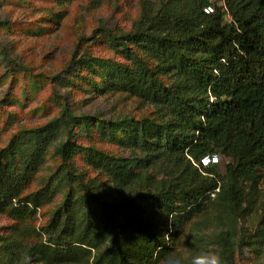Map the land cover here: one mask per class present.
<instances>
[{
	"label": "trees",
	"instance_id": "trees-1",
	"mask_svg": "<svg viewBox=\"0 0 264 264\" xmlns=\"http://www.w3.org/2000/svg\"><path fill=\"white\" fill-rule=\"evenodd\" d=\"M218 1L145 3L132 30L106 31L124 60L88 54L77 60L100 77L92 85L101 95L130 93L156 110L96 124L107 140L132 144L143 156L129 160L86 147L87 163L111 178L120 199L86 204L69 193L47 225L53 244L81 253L102 242L111 264H153L169 248L175 215L191 214L212 194L238 213L242 181L260 178L264 167V0H223L225 9ZM82 116L92 125L91 116ZM77 120L66 110L20 131L0 151V208L18 199L36 212L78 184L65 163ZM52 147L62 164L26 195ZM218 155L233 159L226 176L212 161ZM3 251L8 264L29 262L17 238Z\"/></svg>",
	"mask_w": 264,
	"mask_h": 264
},
{
	"label": "rangeland",
	"instance_id": "rangeland-1",
	"mask_svg": "<svg viewBox=\"0 0 264 264\" xmlns=\"http://www.w3.org/2000/svg\"><path fill=\"white\" fill-rule=\"evenodd\" d=\"M151 1L157 0H0V151L20 131L43 126L66 110L80 119L74 125L71 152L65 159L79 176L78 184L62 189L36 212H29L18 199L0 208V264H8L3 261L4 246L16 238L29 251L28 264H111L107 243L84 245L81 253H72L71 246L51 242L47 225L69 193L84 197L86 204L94 197L119 201L111 178L87 163L86 147L93 145L129 160L143 156L132 144L107 140L96 124L151 116L154 106L126 92L101 95L92 85L99 83L100 77L77 60L87 54L124 60V53L113 48L106 31L132 30L145 3ZM218 3L225 9L223 0ZM83 114L92 117V125L81 122ZM47 157L36 179L27 183L26 195L47 184L62 164L54 147ZM218 157L214 163L226 176L233 159ZM263 168L260 178L242 181L238 213L212 194L191 214L175 215L169 248L157 255L153 264H163L169 256L192 264L202 252L215 253L222 264H264ZM169 264H180V260Z\"/></svg>",
	"mask_w": 264,
	"mask_h": 264
},
{
	"label": "clouds",
	"instance_id": "clouds-1",
	"mask_svg": "<svg viewBox=\"0 0 264 264\" xmlns=\"http://www.w3.org/2000/svg\"><path fill=\"white\" fill-rule=\"evenodd\" d=\"M177 259L180 260V264H183V259L175 256L166 257L163 264H169V261ZM192 264H222V261L215 253L202 252L193 258Z\"/></svg>",
	"mask_w": 264,
	"mask_h": 264
},
{
	"label": "built area",
	"instance_id": "built-area-1",
	"mask_svg": "<svg viewBox=\"0 0 264 264\" xmlns=\"http://www.w3.org/2000/svg\"><path fill=\"white\" fill-rule=\"evenodd\" d=\"M212 161H213V162L217 161L216 157H214V158L212 159Z\"/></svg>",
	"mask_w": 264,
	"mask_h": 264
}]
</instances>
